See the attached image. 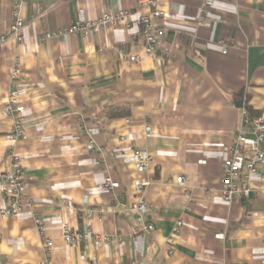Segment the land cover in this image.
Listing matches in <instances>:
<instances>
[{
  "label": "crops",
  "instance_id": "crops-1",
  "mask_svg": "<svg viewBox=\"0 0 264 264\" xmlns=\"http://www.w3.org/2000/svg\"><path fill=\"white\" fill-rule=\"evenodd\" d=\"M14 1L0 0V36ZM137 7L135 0H23V39L6 37L0 52V172L19 157L29 206L18 217L0 215V264H263L264 162L247 197L228 202L220 188L240 121L236 101L247 96L264 115V0H159L165 32L155 55L144 53L133 23L38 38ZM15 58L26 108L20 141L8 137L12 122L1 112ZM131 141L153 155L146 170L135 168ZM105 176L119 183L112 192L98 188ZM136 177L149 181L150 209L141 217L128 211ZM6 203L0 192V207ZM33 213L47 224L48 258ZM63 223L112 240L66 245Z\"/></svg>",
  "mask_w": 264,
  "mask_h": 264
},
{
  "label": "built area",
  "instance_id": "built-area-1",
  "mask_svg": "<svg viewBox=\"0 0 264 264\" xmlns=\"http://www.w3.org/2000/svg\"><path fill=\"white\" fill-rule=\"evenodd\" d=\"M138 5L135 9L120 8L114 12H104L96 19H79L68 26H63L55 31L44 32L39 35L40 41H45L53 37L64 39L68 33L82 32L88 34L91 31H97L100 28H108L112 23L122 22L129 28L131 23L138 27V37L142 38V47L145 54L155 55L159 47L160 37L165 32L163 13L159 7V0H135ZM204 3L208 0H203ZM23 0L12 2L11 5V23L8 31L0 36V52L6 37H13L16 41L21 42L23 39V29L25 21L21 16V6ZM47 8L38 9V14H44ZM205 13V7L202 8ZM137 38V35H133ZM220 51L225 54L228 49V43L220 41ZM124 60L138 61L137 54H124ZM21 61L15 58L10 68L9 76L12 87L9 89L5 101L2 105L1 112L4 116L11 119V127L8 137L13 141L24 139L25 133V104L23 101L24 88L19 84ZM145 133L149 136L152 127L145 125ZM88 136V149L93 148V139ZM120 141L126 140V137H119ZM132 146V158L135 168L143 171L154 161L152 154ZM206 157H203L205 160ZM264 162V115H252L242 106L239 125L235 131L231 144L228 146L227 156L222 162V182L221 196L224 200L230 202L234 199L247 197L250 194V181L258 173V167ZM11 170L0 172V192L6 199V205L0 207V215L18 217L23 209L29 204L25 203L26 194V175L20 163L18 156H12ZM241 177V180L239 178ZM176 183L183 185V177H176ZM149 185L147 179L136 177L133 180V186L137 193L133 201L128 205V211L136 217H141L149 211V206L145 197V191ZM119 186V183L112 181L109 176H105L99 184L102 191H113ZM71 208V205H69ZM33 223L40 234L46 258L52 251L54 245L47 233V224L45 220L37 215L32 214ZM182 221L179 220L174 228V233H179ZM152 230L153 225L147 223L143 227ZM61 235L66 245H74L80 242L92 241L98 245L107 243L112 237L106 233H95L88 228L82 230L71 229L63 223L61 225ZM215 238H223L222 233H216ZM263 245V264H264V235L262 238ZM44 261H47L45 259ZM44 264V263H41Z\"/></svg>",
  "mask_w": 264,
  "mask_h": 264
},
{
  "label": "trees",
  "instance_id": "trees-1",
  "mask_svg": "<svg viewBox=\"0 0 264 264\" xmlns=\"http://www.w3.org/2000/svg\"><path fill=\"white\" fill-rule=\"evenodd\" d=\"M243 92L242 93H240V96H243ZM243 107L245 108V109H247V111H249V113L250 114H256L255 113V111H253L251 108H250V106L248 105V103H247V96L245 97V100H244V103H243Z\"/></svg>",
  "mask_w": 264,
  "mask_h": 264
},
{
  "label": "water",
  "instance_id": "water-1",
  "mask_svg": "<svg viewBox=\"0 0 264 264\" xmlns=\"http://www.w3.org/2000/svg\"><path fill=\"white\" fill-rule=\"evenodd\" d=\"M242 104H243L242 101H236V106L237 107H242Z\"/></svg>",
  "mask_w": 264,
  "mask_h": 264
},
{
  "label": "rangeland",
  "instance_id": "rangeland-1",
  "mask_svg": "<svg viewBox=\"0 0 264 264\" xmlns=\"http://www.w3.org/2000/svg\"><path fill=\"white\" fill-rule=\"evenodd\" d=\"M241 100H242V98H241ZM243 102V101H242ZM249 112V111H248ZM253 115H258V113H256V114H253Z\"/></svg>",
  "mask_w": 264,
  "mask_h": 264
}]
</instances>
